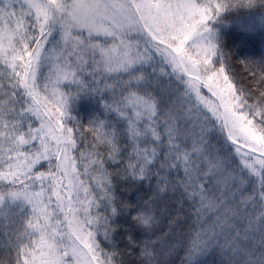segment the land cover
I'll list each match as a JSON object with an SVG mask.
<instances>
[{
    "label": "snow or ice",
    "instance_id": "obj_1",
    "mask_svg": "<svg viewBox=\"0 0 264 264\" xmlns=\"http://www.w3.org/2000/svg\"><path fill=\"white\" fill-rule=\"evenodd\" d=\"M0 264H264V0H0Z\"/></svg>",
    "mask_w": 264,
    "mask_h": 264
}]
</instances>
